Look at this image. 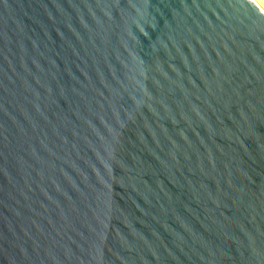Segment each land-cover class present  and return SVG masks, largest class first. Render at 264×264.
Here are the masks:
<instances>
[{
  "label": "water",
  "instance_id": "1",
  "mask_svg": "<svg viewBox=\"0 0 264 264\" xmlns=\"http://www.w3.org/2000/svg\"><path fill=\"white\" fill-rule=\"evenodd\" d=\"M0 264H264V2L0 0Z\"/></svg>",
  "mask_w": 264,
  "mask_h": 264
},
{
  "label": "bare ground",
  "instance_id": "2",
  "mask_svg": "<svg viewBox=\"0 0 264 264\" xmlns=\"http://www.w3.org/2000/svg\"><path fill=\"white\" fill-rule=\"evenodd\" d=\"M264 2V0H262Z\"/></svg>",
  "mask_w": 264,
  "mask_h": 264
}]
</instances>
